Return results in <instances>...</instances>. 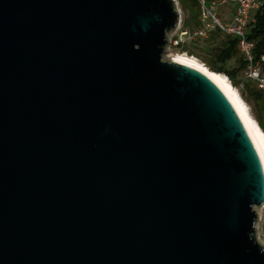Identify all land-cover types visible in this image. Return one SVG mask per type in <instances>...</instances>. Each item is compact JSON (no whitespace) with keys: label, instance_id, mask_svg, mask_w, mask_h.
<instances>
[{"label":"water","instance_id":"95a60500","mask_svg":"<svg viewBox=\"0 0 264 264\" xmlns=\"http://www.w3.org/2000/svg\"><path fill=\"white\" fill-rule=\"evenodd\" d=\"M177 0H0V264H264V156L166 54Z\"/></svg>","mask_w":264,"mask_h":264},{"label":"built area","instance_id":"2783aa9c","mask_svg":"<svg viewBox=\"0 0 264 264\" xmlns=\"http://www.w3.org/2000/svg\"><path fill=\"white\" fill-rule=\"evenodd\" d=\"M199 4L201 24L195 27L186 25L180 8L181 20L175 31L176 38H171V43L181 47L187 42L208 38L215 30L237 37L239 49L247 63L244 80L256 82L258 88L264 91V66L256 61V42L250 38V24L255 19V12L264 6L263 0H199ZM225 4L235 6L230 21H224L218 13L219 8Z\"/></svg>","mask_w":264,"mask_h":264},{"label":"trees","instance_id":"16d2710c","mask_svg":"<svg viewBox=\"0 0 264 264\" xmlns=\"http://www.w3.org/2000/svg\"><path fill=\"white\" fill-rule=\"evenodd\" d=\"M186 5L192 3L199 6V0H185ZM264 2V0H263ZM200 12L194 19L186 20V25L199 26ZM212 37L221 38V43L216 46H211L209 43L201 44L202 40ZM250 38L256 42V61L264 66V6L255 12V19L250 24ZM214 40V39H213ZM183 52H189L188 55L196 58H207L206 62L212 71L227 74L237 86H242L243 96L249 100L258 102L262 105L263 114H256V119L262 129H264V91L258 88L256 82L252 80H244V70L247 65L246 60L239 49V41L235 36L225 34L221 31H212L208 38H200L191 42H187L180 47ZM240 58L238 59L237 56ZM206 55L205 57L201 55ZM236 59V63L232 61Z\"/></svg>","mask_w":264,"mask_h":264},{"label":"rangeland","instance_id":"374dc122","mask_svg":"<svg viewBox=\"0 0 264 264\" xmlns=\"http://www.w3.org/2000/svg\"><path fill=\"white\" fill-rule=\"evenodd\" d=\"M177 1H178V4H179V8H181L182 11H183V18L186 19V20H188L189 18L195 20V17L197 16L198 12H201L200 5L199 6H195L192 3H188L186 5V3H185L186 1L185 0H177ZM223 9L226 10V11H229V16L228 17H226ZM232 11H233L232 8H230L228 6H224V7H222V9L219 8L218 13H219V15L221 16V18L224 21H228V20L232 19V16H231ZM175 31L172 32L171 38H174V36L176 38ZM220 39L221 38H219V37H212L210 39L202 40L200 43L201 44H205V45H206V43H209L211 46L214 47V46H216V45L221 43ZM179 53H182V49L180 48V46L174 45V43H170V45L168 47V52L166 54V57L168 59H173V57L176 56ZM185 54H188V53H185ZM238 54L239 55L237 56V58L239 59L240 58L239 56H241V54L240 53H238ZM201 56L205 57L206 55L202 54ZM197 59L210 69V66H208V64L206 62L207 58H202V57L199 58L198 57ZM232 63L235 64L236 63V59H234L232 61ZM227 77L230 80V82L232 83V85L238 90V92H239L240 96L243 98L244 102L247 104L252 116L255 118L257 113L258 114H263V110L261 109L262 105L259 104L258 102L247 100L242 94V86L235 85L233 83L232 79L228 75H227ZM257 123H258V121H257ZM262 130L264 131V129H262ZM256 210H257V212L259 213V216H260V218L257 221V237H258L260 243L264 245V205L257 206Z\"/></svg>","mask_w":264,"mask_h":264},{"label":"bare ground","instance_id":"6f19581e","mask_svg":"<svg viewBox=\"0 0 264 264\" xmlns=\"http://www.w3.org/2000/svg\"><path fill=\"white\" fill-rule=\"evenodd\" d=\"M183 59L189 61L204 71H206L209 75H211L217 82H219L222 87L224 88L225 92L233 102L234 106L242 116L243 120L251 130L252 134L254 135L262 153L264 156V131L261 129L257 120L252 116L247 104L244 102L243 98L240 96L238 90L232 85L230 80L228 79L226 74L219 73L216 71H212L202 62H200L196 57L190 56L188 54L179 53L173 57V59L179 60Z\"/></svg>","mask_w":264,"mask_h":264},{"label":"crops","instance_id":"0c3cea01","mask_svg":"<svg viewBox=\"0 0 264 264\" xmlns=\"http://www.w3.org/2000/svg\"><path fill=\"white\" fill-rule=\"evenodd\" d=\"M224 6H228V7H230V8L233 9L232 14H231V16L233 17V12H234L235 6H234L233 4H225V5H223L222 7H224ZM222 7H221V9H222ZM223 11H224L226 17H228V16H229V11H226V10H224V9H223ZM230 13H231V12H230ZM229 21H230V20H229Z\"/></svg>","mask_w":264,"mask_h":264}]
</instances>
